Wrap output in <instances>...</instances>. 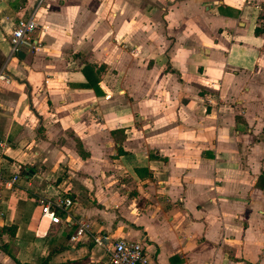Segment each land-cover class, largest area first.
<instances>
[{"label": "crops", "instance_id": "crops-1", "mask_svg": "<svg viewBox=\"0 0 264 264\" xmlns=\"http://www.w3.org/2000/svg\"><path fill=\"white\" fill-rule=\"evenodd\" d=\"M0 56V264H264V0H0Z\"/></svg>", "mask_w": 264, "mask_h": 264}, {"label": "built area", "instance_id": "built-area-1", "mask_svg": "<svg viewBox=\"0 0 264 264\" xmlns=\"http://www.w3.org/2000/svg\"><path fill=\"white\" fill-rule=\"evenodd\" d=\"M37 27L36 21L32 17H19L14 23L9 37V54L8 57L19 51L21 45H30L28 34ZM0 80L8 82L10 77L0 69ZM2 103L0 101V107ZM3 147L0 141V148ZM19 175L14 174L6 177L0 171V184L11 185L18 179ZM37 204L40 206L41 214L48 215L52 223H61L63 219L68 218L69 208L74 204V200L70 197H62L60 195L47 196L41 195L37 197ZM60 213L65 214L63 219ZM82 231L80 227L76 234ZM75 234V235H76ZM71 236V238H75ZM95 242L103 245V239L96 237ZM106 262L108 264H148V256L144 246L140 240L125 239L122 237L114 238L106 247Z\"/></svg>", "mask_w": 264, "mask_h": 264}, {"label": "trees", "instance_id": "trees-1", "mask_svg": "<svg viewBox=\"0 0 264 264\" xmlns=\"http://www.w3.org/2000/svg\"><path fill=\"white\" fill-rule=\"evenodd\" d=\"M260 31H262V29H260V28H258V27L255 28V32H256V33L260 32ZM2 61H3V58L0 56V66H1ZM86 67L92 68V66H86ZM84 69H86V68H84ZM85 71H86V70H85ZM137 171H138V170H137ZM259 185H264V180H261V182L259 183ZM14 229H15V227H14ZM13 231H14V230H13ZM12 257L14 258L13 254H12ZM40 264H48V263H47V260L44 259ZM64 264H77V261H68V262H66V263H64Z\"/></svg>", "mask_w": 264, "mask_h": 264}, {"label": "water", "instance_id": "water-1", "mask_svg": "<svg viewBox=\"0 0 264 264\" xmlns=\"http://www.w3.org/2000/svg\"><path fill=\"white\" fill-rule=\"evenodd\" d=\"M22 54H23V53L20 52V51L17 52V56H22Z\"/></svg>", "mask_w": 264, "mask_h": 264}]
</instances>
